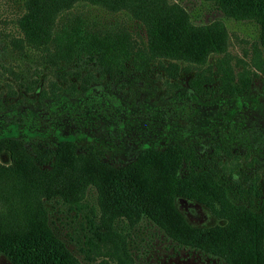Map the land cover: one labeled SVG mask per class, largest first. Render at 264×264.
<instances>
[{"label":"trees","instance_id":"1","mask_svg":"<svg viewBox=\"0 0 264 264\" xmlns=\"http://www.w3.org/2000/svg\"><path fill=\"white\" fill-rule=\"evenodd\" d=\"M195 1L222 16L196 23L192 12L175 0H21L16 35L0 29V76L8 74L33 94L42 69L54 74L57 80L44 77L46 84L37 96L52 113L59 106L75 110L92 96L93 85L124 72L145 75L152 66L163 74L164 96L172 103L181 89L177 80L189 74L187 87L195 98L247 93L253 80L264 75V0ZM86 5L124 15L135 28L104 27L71 16L73 9ZM228 22L244 24L256 34L240 56L229 51ZM12 51L34 59L35 78L23 82L5 63ZM96 103L100 112L105 110ZM14 110L15 105L8 109L0 101V116L11 118L0 132V154L9 155V163L0 162V255L10 264H134L126 247L129 235L122 233L143 221L177 245L222 264H264V207L259 213L251 209L260 197L258 176H242L228 191L186 142L142 141L136 158L118 167L104 161V153L94 146L80 149L77 137L60 135L55 126V143L31 145L34 128L25 117L13 118ZM116 111L121 113V108ZM213 147L221 175L229 180L241 175L243 158L218 143ZM90 190L97 195L98 213L85 201ZM230 195L248 205L232 204ZM179 197L207 205L225 224L190 226L175 207ZM47 204L57 214L66 206L75 218L84 219L86 233L79 247L83 261L69 249L71 241L59 233ZM119 219L120 233L114 227ZM105 247L115 252L104 259L94 257Z\"/></svg>","mask_w":264,"mask_h":264},{"label":"rangeland","instance_id":"2","mask_svg":"<svg viewBox=\"0 0 264 264\" xmlns=\"http://www.w3.org/2000/svg\"><path fill=\"white\" fill-rule=\"evenodd\" d=\"M175 1H181L188 11L192 12L196 23H205L222 16L215 10L203 8L195 0ZM20 12L21 0H0V29L3 33L16 35L14 23ZM70 13L71 16H81L104 27L123 24L135 28L124 15L107 13L92 6H79ZM227 25L230 35L229 51L240 56L241 49L247 50L256 34L244 24L228 22ZM33 60L29 61L28 56L20 57L17 51H12L5 63L12 65L24 82L26 78L32 79L35 76ZM42 70L38 88L33 94L23 91L8 74L0 76L1 104L8 109L10 105H15L13 118H27L29 125L34 128L31 145H37L39 141L41 144L55 143L57 137L51 130V126H55L60 135L77 137L76 142L80 149L94 146L104 153V161L118 167L136 158L142 141L154 145H165L169 141L186 142L187 146L193 148L195 155L205 162L204 168L210 167L220 176V185L228 191L227 186L233 185V181H240L242 176H258L256 185L260 197L252 201L254 205L251 209L259 213L260 208L264 207V75L256 77L250 90L236 98L216 93L206 98H195L187 87V80L191 75H182L177 80L181 89L173 96L172 103L164 96L163 74L152 66L145 75L124 72L119 76L115 75L113 79L109 78L106 84L93 85L92 96L84 99V103L78 105L75 110L66 111L64 107L59 106L57 111L52 113L37 101V96L46 84L45 76L54 80L57 78L54 74H48L46 69ZM57 83L60 84L58 81ZM10 91L15 93L13 97L9 96ZM104 101H107L108 105L105 106ZM96 102L105 107V110L100 112ZM117 108H121V113L116 111ZM9 119L11 118L0 116V132L6 128ZM119 125H123L121 130ZM215 143H218L222 150L243 158L241 175L232 180L221 175L215 162L219 159L214 154ZM220 156L224 157L222 154ZM245 156L247 159H244ZM251 161L255 162L248 166ZM0 162L9 163L8 153L0 154ZM241 182L245 187L246 183ZM96 197V193L90 190L85 201L98 213ZM229 200L234 205H248L247 201L237 200V197L232 195ZM175 207L192 227L209 228L225 223L224 219L216 217L207 205L190 197L176 198ZM47 208L59 233L66 241H71L69 249L83 261L79 247L82 236L86 233L84 219L80 216L75 218V212L68 211L66 206L61 208L62 213L59 214L54 212L50 204H47ZM56 218L60 220L57 221ZM121 221L123 220L119 219L114 223L119 233ZM122 234L129 235L126 238V247L134 259V264H222L203 253L177 245L145 221ZM101 251L94 257L104 259L115 252L110 247ZM0 264L10 262L0 255Z\"/></svg>","mask_w":264,"mask_h":264},{"label":"flooded vegetation","instance_id":"3","mask_svg":"<svg viewBox=\"0 0 264 264\" xmlns=\"http://www.w3.org/2000/svg\"><path fill=\"white\" fill-rule=\"evenodd\" d=\"M252 205H254L253 203H252ZM256 212V211H255ZM260 212H261V208H260ZM225 221V220H224ZM225 224V223H224ZM223 224V225H224ZM216 226V225H215ZM196 228H205V227H196Z\"/></svg>","mask_w":264,"mask_h":264}]
</instances>
